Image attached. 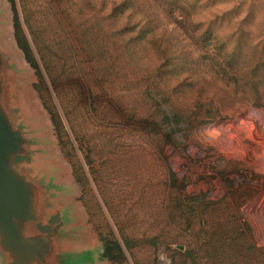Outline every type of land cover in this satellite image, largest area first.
<instances>
[{
  "label": "rangeland",
  "instance_id": "rangeland-1",
  "mask_svg": "<svg viewBox=\"0 0 264 264\" xmlns=\"http://www.w3.org/2000/svg\"><path fill=\"white\" fill-rule=\"evenodd\" d=\"M15 7L41 79L16 42L11 3L0 0V82L11 122L31 140L33 166L50 183L61 253L110 264L101 240L109 237L123 264H264V0H15ZM128 18L137 24L132 36L148 22L157 43L140 68L122 54L116 32ZM162 47L190 59L191 71L158 79L152 66L165 62ZM47 108L62 118L60 138ZM162 110L181 119L177 147L159 140L164 123L152 129Z\"/></svg>",
  "mask_w": 264,
  "mask_h": 264
},
{
  "label": "water",
  "instance_id": "water-1",
  "mask_svg": "<svg viewBox=\"0 0 264 264\" xmlns=\"http://www.w3.org/2000/svg\"><path fill=\"white\" fill-rule=\"evenodd\" d=\"M1 83L0 264H86L61 253L63 224L58 213L49 212L50 183H43L33 166L31 140L11 122Z\"/></svg>",
  "mask_w": 264,
  "mask_h": 264
},
{
  "label": "trees",
  "instance_id": "trees-1",
  "mask_svg": "<svg viewBox=\"0 0 264 264\" xmlns=\"http://www.w3.org/2000/svg\"><path fill=\"white\" fill-rule=\"evenodd\" d=\"M8 1L11 3V6L14 12L13 21H14V29L16 33V42L20 50L23 52L28 64L31 66L32 69L36 71V74L39 77V79H41V72L37 64V59L35 57V54L30 46V43L27 37L25 36L23 32L22 25L16 13L15 0H8ZM122 7H123V4L121 7L115 6L112 10H109L108 17L106 18L110 19L112 18V16L116 17V14L113 15L114 12L122 13L123 12V10L121 9ZM128 19L130 20V18ZM146 23L148 24V22ZM147 24H145L144 27H142L143 29L140 33V36H132L133 28L135 27L134 25H137V24L133 25L132 21L131 23L128 22L127 24H124L123 26L119 27V29H116V32H119L121 34V39L123 42L122 49H121L122 54L127 55L130 61L136 62L135 64H136V67L138 68H140V65H143L145 62L146 63L149 62V60L147 59L148 58L147 55L150 53V48H149L151 47L150 44H153V46L157 44L155 40L153 39L150 28L146 27ZM27 28L29 30L33 44L35 45L36 48H38V46L40 45V41L38 40L36 32L33 30V28H31L29 24H27ZM158 44H159V41H158ZM163 49L165 51L167 50V48L162 47V51ZM163 59L165 60L164 63L156 67L152 66L154 71L156 72L158 79L159 77L163 76L165 72L173 73L177 71L178 72L179 71H185V72L191 71L190 65L192 63L190 59H188L184 55L183 56L180 55L178 50L174 49L173 47H171V50L168 48L167 56L166 58H163ZM158 60H162V59H158ZM193 63H194V60H193ZM121 65H122V60L119 62V67ZM128 77L129 75L126 72L123 73L122 78H128ZM57 78L58 77H55V79L50 80L51 83H53V85L56 83ZM35 89L37 90V92H40L41 89H43V83L40 82L38 85L35 86ZM151 99L154 101V104L160 107L161 109L163 108V105H165L166 108H169V104L166 105L167 102H165L166 104H162L163 102L162 99L157 100L156 98H153V97ZM255 106H258V105H255ZM47 110L51 116V121L53 123L54 129L60 138L62 135L63 129H64L62 118L60 115H58L55 112L54 108H49V109L47 108ZM162 112L164 113L163 118L160 121L155 122L156 124H152L154 125L152 129L155 131V129H159L160 124L164 123L168 127V131L164 135H161V136L159 135L160 137L159 140L163 142L164 145H168L171 147H177L178 137L176 136H177V133H179L182 130V128L179 127L180 125H182L181 119L177 115H174L172 112H170L169 114H167L164 110H162ZM197 119H198L197 115H194V119L189 118L187 125L189 127H192L194 121H196ZM155 134H157V131ZM62 144L63 146L65 145L64 142H62ZM78 181L80 182V180ZM101 240L103 242V249H104L102 258L108 260L109 262L113 264H123L125 261V255L123 253V250L120 244L109 237H103ZM124 245L128 251L131 250V246L129 245L127 241H124ZM154 245L156 246L157 244H154ZM251 248L253 247L251 246Z\"/></svg>",
  "mask_w": 264,
  "mask_h": 264
},
{
  "label": "bare ground",
  "instance_id": "bare-ground-1",
  "mask_svg": "<svg viewBox=\"0 0 264 264\" xmlns=\"http://www.w3.org/2000/svg\"><path fill=\"white\" fill-rule=\"evenodd\" d=\"M261 118H262V121H263V123H264V115H262ZM262 121H261V122H262ZM262 146H263V145H262ZM261 203H262V201H261ZM260 206H262V205H260ZM263 206H264V204H263ZM256 207H257V206H256ZM255 212H256V211H255Z\"/></svg>",
  "mask_w": 264,
  "mask_h": 264
}]
</instances>
